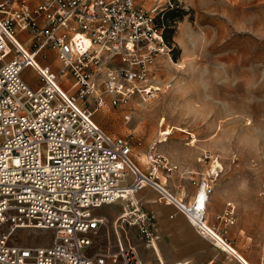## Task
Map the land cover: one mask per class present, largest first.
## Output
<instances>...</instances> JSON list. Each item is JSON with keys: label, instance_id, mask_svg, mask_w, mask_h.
Returning a JSON list of instances; mask_svg holds the SVG:
<instances>
[{"label": "built area", "instance_id": "obj_1", "mask_svg": "<svg viewBox=\"0 0 264 264\" xmlns=\"http://www.w3.org/2000/svg\"><path fill=\"white\" fill-rule=\"evenodd\" d=\"M157 14L136 0H0V264H153L141 257L129 230L152 248L153 216L133 197L145 185L199 235L230 248L206 222L209 196L223 172L220 163L211 165L217 157L199 154L209 166L193 180L195 196L184 201L165 184L178 167L157 150L160 135L142 170L128 138L94 120V111L108 102L121 107L159 90L147 66L172 45ZM49 52L54 63L46 62ZM26 69L35 83L23 79ZM193 139L188 133L185 143ZM119 199L126 208L115 217V252L90 254L105 221L97 210ZM218 218L233 224L231 201ZM24 229L45 232L48 241L19 242Z\"/></svg>", "mask_w": 264, "mask_h": 264}, {"label": "rangeland", "instance_id": "obj_2", "mask_svg": "<svg viewBox=\"0 0 264 264\" xmlns=\"http://www.w3.org/2000/svg\"><path fill=\"white\" fill-rule=\"evenodd\" d=\"M136 2L157 12L174 9L175 13L183 10L186 14L167 21L164 14L165 33L172 49L169 54L157 56L150 67L154 68L151 82L159 87L155 96L145 101L133 97L131 104L121 107H112L105 99L108 104L94 111V120L103 130L128 138L133 160L142 170L149 168L146 154L150 143L160 135L157 150L178 167L165 184L173 195L184 200L193 198V180L197 181L199 173L209 166L198 161L199 154L207 150L217 157L218 162L211 165L220 163L223 172L211 194H219L224 206L217 215L207 209V220L248 258L255 246L264 245V195H259L264 182V0ZM48 57L47 63L55 62L53 52ZM22 77L29 84L35 83L28 69ZM136 102L144 107L143 111L135 109ZM188 133L196 138L192 145L185 143ZM228 201L234 204L235 220L225 225L218 215ZM123 205L120 200L97 210L108 228L100 226L90 254L116 250L110 224ZM129 230L140 251L143 242L135 237V228ZM17 238L23 243L48 241L46 233L28 234L24 230L17 233ZM159 241L160 249L166 251L167 241L163 239L162 245ZM215 243L227 247L218 240ZM253 264H262L260 256Z\"/></svg>", "mask_w": 264, "mask_h": 264}, {"label": "crops", "instance_id": "obj_3", "mask_svg": "<svg viewBox=\"0 0 264 264\" xmlns=\"http://www.w3.org/2000/svg\"><path fill=\"white\" fill-rule=\"evenodd\" d=\"M195 193L196 190L193 196ZM139 198L144 209L149 211L153 216L154 235L155 233L158 234L155 242L156 253L153 252L152 249L141 248L139 252L142 258L144 257L143 259L156 261L157 264H188L190 261L192 264H199L201 260L204 261L203 264H253V261L257 258L259 259L260 256L261 262L264 264V245L262 243L251 250L248 258H245L232 245L225 250L223 249L225 247L221 244H217L219 247H223L222 250H220L213 245V241L206 237H201L193 229L191 224L187 222L183 214L176 213L171 203L165 201L161 202L157 193L152 189L145 188L141 190L139 192ZM223 206L222 198L219 194H210L207 209L214 215H217L222 211ZM120 211H118V213ZM117 215L118 214H115L114 219ZM170 215L173 216L170 217ZM206 222L209 225L207 211ZM105 227L108 228V226ZM163 239L169 244V248L164 252L158 246V240H160L159 243L162 245L164 243ZM230 251L240 259V262L233 255L229 254Z\"/></svg>", "mask_w": 264, "mask_h": 264}, {"label": "bare ground", "instance_id": "obj_4", "mask_svg": "<svg viewBox=\"0 0 264 264\" xmlns=\"http://www.w3.org/2000/svg\"><path fill=\"white\" fill-rule=\"evenodd\" d=\"M36 21H38V20H36ZM39 22V21H38ZM155 63V62H154ZM154 63H152V64H150V65H148L147 66V68H149L150 70H154V68H150V67H152L153 65H154ZM133 98V97H132ZM132 98H131V101H132ZM103 99L105 100H108V97L106 96V94H104L103 95ZM109 101V100H108ZM134 106H135V109L136 110H139V112L140 111H143L144 110V107L141 105V104H138L137 102L136 103H134L133 104ZM97 110V109H96ZM95 110V111H96ZM145 112V111H144ZM142 113V112H141ZM196 140V138L195 139H193L192 140V142L189 144V145H191L192 143L194 144V141ZM198 190H199V188H198ZM197 190V188H196V192L198 191ZM145 196V195H144ZM195 196V195H194ZM133 197H134V199H137V200H139L140 201V198H139V193L138 192H136L134 195H133ZM120 200L121 199H119V200H117L116 202H114V203H111V204H116V203H119L120 202ZM122 201H124V200H122ZM141 202V201H140ZM170 203V202H169ZM108 205H110V204H105V205H103V206H101L100 208H102V207H104V206H108ZM124 205H125V201H124ZM99 208V209H100ZM123 208H126V206H122V209H121V211L120 212H122L123 211ZM119 212V213H120ZM118 212L116 213V214H119ZM176 213H179V214H182V213H180V212H178L177 210H176ZM185 217V216H184ZM185 219L187 220V222L189 223V224H191V226L193 227V229L197 232V230H196V228L193 226V224H192V222L188 219V218H186L185 217ZM105 226H107L106 224H105V222L103 223ZM114 226H115V219H114V221L112 222V224H111V228H112V231H113V236L115 237V232H114ZM20 231H23V230H20ZM24 231H26L28 234H37V235H40V234H45V232H39V231H35V230H30V229H24ZM198 233V232H197ZM199 234V233H198ZM201 236V235H200ZM202 237V236H201ZM18 239V241L19 242H22L23 243V241H22V239H19V238H17ZM115 239V238H114ZM212 241V240H211ZM155 242H156V238L154 237L153 239H152V248H150V249H152V251L153 252H155L156 253V248H155ZM114 247V246H113ZM222 248L223 247H219V249L220 250H222ZM227 248L228 247H225V248H223V249H225V250H227ZM115 252V251H114ZM138 252H139V250H138ZM159 252V251H158ZM139 254H140V252H139ZM142 257V256H141Z\"/></svg>", "mask_w": 264, "mask_h": 264}, {"label": "trees", "instance_id": "obj_5", "mask_svg": "<svg viewBox=\"0 0 264 264\" xmlns=\"http://www.w3.org/2000/svg\"><path fill=\"white\" fill-rule=\"evenodd\" d=\"M164 14L166 15L165 16V19L166 21L169 19V18H172V17H177V16H180L181 14H186L185 11H180L179 13H175V10L174 9H168L166 10L165 12L164 11H159L158 14H157V23L161 26H163V29H164V38L165 40L170 44V42L168 41L167 37H166V33H165V24H164Z\"/></svg>", "mask_w": 264, "mask_h": 264}]
</instances>
